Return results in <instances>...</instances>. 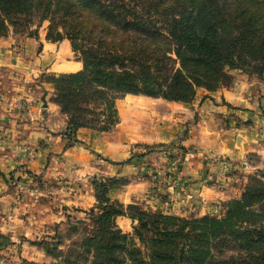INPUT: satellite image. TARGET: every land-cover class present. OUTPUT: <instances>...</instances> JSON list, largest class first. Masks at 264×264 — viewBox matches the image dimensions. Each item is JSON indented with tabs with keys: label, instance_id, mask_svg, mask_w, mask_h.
Listing matches in <instances>:
<instances>
[{
	"label": "trees",
	"instance_id": "trees-1",
	"mask_svg": "<svg viewBox=\"0 0 264 264\" xmlns=\"http://www.w3.org/2000/svg\"><path fill=\"white\" fill-rule=\"evenodd\" d=\"M188 1L193 9L184 0H0V35L48 19L47 37L67 36L80 53L81 68L49 80L73 141L80 126L109 131L122 94L188 101L199 86L210 89L226 77L225 67L264 70V0ZM160 40L169 43L178 66L159 65L167 53L159 51ZM147 56L157 60L155 67L141 60ZM126 58L134 68L123 64ZM101 185L95 229L86 237L94 252L89 264H111L117 247L137 264H264V182L246 184L223 216L200 217L134 203L126 212L106 195L107 183ZM125 213L136 220L131 235L114 229L115 216ZM227 244L237 251L219 255Z\"/></svg>",
	"mask_w": 264,
	"mask_h": 264
},
{
	"label": "rangeland",
	"instance_id": "rangeland-1",
	"mask_svg": "<svg viewBox=\"0 0 264 264\" xmlns=\"http://www.w3.org/2000/svg\"><path fill=\"white\" fill-rule=\"evenodd\" d=\"M144 1H148V5L151 2V0ZM187 1L184 0V3L186 2L188 7L193 9L194 3ZM48 32L49 20L44 19L40 23H37V20L34 21L25 30H16L10 26L6 33L0 35V41H8L7 45L3 46L4 53L9 56L16 55V52L22 54L19 63L12 62L11 58L0 60V155L7 149V142L8 144L12 143V145L15 143L19 151H26L30 145L34 146L31 140L25 141L28 140L26 139L28 136L17 133V137H15L16 135L12 134L5 125L9 114L14 116L17 123L28 119L26 115L30 112V108L25 103L27 101L25 95L28 96L30 93L26 92L27 94H25V90L20 92L19 89L23 88V84L28 85L31 82L39 85L41 82H48L51 76L60 73L43 68L36 75H33L32 80L31 66L22 60L26 55L21 49L22 44L20 43L27 36L38 40L40 35H43L46 39L52 41H60L65 38L70 42L72 55L79 59L80 53L72 47L71 40L67 36L63 35L59 39H52L47 37ZM148 43L150 44V51L153 52L152 46L155 44ZM160 45L162 48L159 51L167 49V53L165 57H161L159 65H164L167 68L178 66L180 62L172 49L169 48V43L160 40ZM34 52L35 55L39 54L40 45L36 46ZM141 60L149 64L152 63L153 67L156 65L154 62L157 61L155 58L148 56L143 57ZM130 62L128 58L123 60V64L134 68L135 66ZM225 70L226 77L210 89L199 86L197 88L199 93L200 90L210 91L230 87L241 80L244 84L246 83L247 89H244V95L251 102L249 104L233 105L222 99V102L230 108L228 116L222 118V113L217 112L215 116L209 117L208 123L214 124L220 130L230 128L233 133L236 132V141L239 147L244 141L245 134L254 136V133H256L255 138L260 135V140L264 145V70L261 73L237 67H225ZM42 86H44V83ZM52 87L49 99L58 104L55 99V87L54 85ZM128 94H122L118 97L124 95L119 98L123 99ZM32 97L38 102L37 104L40 103V99L36 97L35 93ZM116 98L114 101L115 106ZM119 99H117V106ZM253 100L258 101V103L256 102L257 104L254 105ZM58 106L62 111L59 104ZM232 113H234V116ZM228 117L230 118L228 119ZM119 120L120 116L117 110V121L109 130L110 132L115 133L118 130H123L118 129L116 125ZM19 125L18 129L26 128H22L23 124ZM42 126V123H39L36 127L41 128ZM173 126L175 128L173 130L169 129L170 135H168L167 140L134 142V139L131 138L129 142L127 136V143H129L126 153L122 156L116 155L117 158H120L118 162L116 156L94 150L84 142L78 141L75 133L76 140H73L74 144H82L81 146L85 148L90 156L87 165L77 163L73 159L65 157V154L59 153L56 156L59 157L57 163L51 165L50 162L47 167L38 173L31 171L27 163L21 160L11 164L14 166L8 169L0 168V172L5 179L2 192H0V264H89L94 252L92 251L93 248L88 246L86 237L91 235L95 229L93 217L99 211V208L95 205L101 200L102 181L107 183L106 195L111 202L121 204L120 207L126 212L129 209L128 204L134 203L151 212L171 213L185 217H200L206 214L223 216L227 202L230 199L238 198L246 184L264 182V165L261 166L258 163L260 166L252 168L251 171L242 172L245 179L237 196L206 203L204 206V209H206L205 214L198 212L195 207L194 195L187 200H179L181 202L174 205L171 202H176V199L170 198L172 196L170 191L165 192L167 186L171 185V188L175 189L177 186L180 188L179 186L184 185V188H188L192 181L199 179L200 176L192 177L188 174L185 166L187 159L185 138L189 132L187 121H182L177 126ZM123 128H126L127 132H135L137 129L136 126L132 125H126ZM98 131L106 134L105 131ZM64 138L67 141H72L66 136ZM35 144H38V142ZM12 151H10L11 154ZM210 155L214 164L215 162L219 164V172L233 168L232 159L229 156L224 157L218 154L213 157L212 154ZM219 155L221 157H218ZM17 157L19 155L16 153L13 159L16 160ZM258 160H261L260 157H258ZM115 163H119V165H113ZM117 166L120 167L116 170ZM217 174V170H209L208 168L207 171L202 173L200 181L210 184L218 183L216 180ZM227 175H225V178ZM128 185H134V189L137 190L136 193L132 191L135 194H133L130 201L114 197L113 191L123 190ZM168 195L171 196L168 198ZM201 202L202 200L199 204ZM120 215L131 220L130 227L125 229L121 227ZM135 223L136 220L128 214H119L114 218V229H119L121 234L131 235ZM101 236L105 241L106 237L102 234ZM122 238V236L118 237L119 244L123 243ZM135 241L136 244H139L138 239L135 238ZM121 251V248L117 247L110 258L111 264H137L135 260L131 262L129 256ZM236 251L237 249L233 245L227 244L220 253H217L227 256Z\"/></svg>",
	"mask_w": 264,
	"mask_h": 264
},
{
	"label": "crops",
	"instance_id": "crops-1",
	"mask_svg": "<svg viewBox=\"0 0 264 264\" xmlns=\"http://www.w3.org/2000/svg\"><path fill=\"white\" fill-rule=\"evenodd\" d=\"M7 42L0 41V60L11 58L12 62L19 63L22 58L21 52H16L14 56H9L3 52V46L7 45ZM20 44H22L21 49L26 55L22 60L31 66L30 74L32 80L33 75H36L43 68L48 71L66 72L75 71L82 67V61L72 55L70 42L65 38L60 41H52L46 39L43 35H40L38 40L27 36ZM37 45H40V52L35 55L34 51ZM41 83L40 85L37 83H34V85L32 82L28 83V85L23 84V88L19 89L20 92L25 90V94L30 93L28 96L25 95L27 101H24L30 108V112L26 115L28 119L17 123L14 116L9 114L8 121L5 124L7 129L16 135L15 137H17V133L28 136L29 138H26L28 140L25 141L31 140L34 146L30 145L26 151H19L15 143L12 145V143L8 144L7 142V149L5 148V151L2 150L3 154L0 155L1 169H8L14 166L11 164L21 160L27 163L31 171L38 173L47 167L50 162L51 165L55 164V162L57 163L59 157L57 158L56 156L59 153L65 154V157L73 159L77 163L87 165L86 163L90 156L85 148L81 146L82 144H74V141H67L64 138L67 117L60 110L58 104L49 99L53 88L51 82ZM43 83L44 86H42ZM245 88L246 83L244 84L240 80L235 82L233 86L219 90H200V93L196 90L194 97L188 102L135 94H128L125 98L119 99L124 94L116 98V109L120 116V120L116 125L118 129H123L122 131L118 130L115 133L105 131L106 134H104V132L101 133L94 128L80 126L76 129V137L78 141L84 142L94 150L113 156H122L126 153L127 145L131 138L134 139V142L167 140L169 138L168 135H170L169 129L173 130L175 128L173 125L177 126V124L186 120L189 132L185 138V143L187 144L185 166L189 175L192 177L200 176V178L194 179L188 188H184L185 186L181 185L179 186L180 188L177 186V188L173 189L169 185L165 192L170 191L172 196L168 195V198L171 196V199H176V202H171L174 205L181 202L179 200H187L194 195L195 207L198 212L205 214L206 209H204V206L206 203L214 200H226L239 194L245 179V175L242 172H248L254 167L264 165V145L260 140V135L255 138L256 133H254V136L245 134L244 141L239 147L236 141V132L233 133L230 128L220 130L214 124L208 123L209 117L215 116L217 112L222 113V118L228 116L230 108L226 103L222 102V99L233 105L240 103L249 104L251 100L245 97ZM34 93L40 99L39 104L32 97ZM117 99H119L118 106ZM253 101L254 105L258 103V101H256L257 103L255 100ZM232 114L234 116V113ZM250 116L252 115L250 114ZM39 123L43 125L41 128L36 127ZM19 124H23L22 128H26L18 129ZM126 125L136 126L137 129L135 132H127L126 128H123ZM127 136L128 141L130 140L128 143ZM22 140L24 141V139ZM37 142L38 144H35ZM10 151L13 153L11 154ZM16 153L19 157L15 160L13 157H15ZM210 154L213 157L218 154L224 157L229 156L232 159L233 168L219 172V164L217 162L214 164ZM220 155L218 157H221ZM258 157L261 160H258ZM119 160L120 158L116 159L117 162ZM113 165H119V163ZM119 167L117 166L116 170ZM208 168L209 170H217L216 180L218 183L210 184L200 181L202 173L207 171ZM226 174L228 175L225 178ZM4 180V175L0 172V192H2ZM134 188V185H128L123 190L117 189L113 191L114 197L130 201L133 194L137 191ZM132 191H135V193ZM201 200L202 202L199 204ZM119 219L122 222L120 223L122 228L130 227L131 220L129 218L120 215Z\"/></svg>",
	"mask_w": 264,
	"mask_h": 264
}]
</instances>
